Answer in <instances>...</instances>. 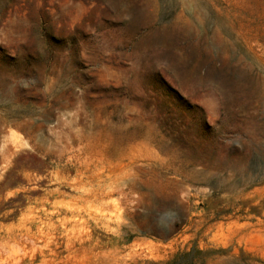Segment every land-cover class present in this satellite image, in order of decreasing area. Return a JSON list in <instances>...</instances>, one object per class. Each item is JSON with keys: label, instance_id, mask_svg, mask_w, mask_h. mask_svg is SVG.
<instances>
[{"label": "rangeland", "instance_id": "1", "mask_svg": "<svg viewBox=\"0 0 264 264\" xmlns=\"http://www.w3.org/2000/svg\"><path fill=\"white\" fill-rule=\"evenodd\" d=\"M264 264V0H0V264Z\"/></svg>", "mask_w": 264, "mask_h": 264}, {"label": "trees", "instance_id": "2", "mask_svg": "<svg viewBox=\"0 0 264 264\" xmlns=\"http://www.w3.org/2000/svg\"><path fill=\"white\" fill-rule=\"evenodd\" d=\"M180 259H185L184 264H194V256L191 253H185L180 255Z\"/></svg>", "mask_w": 264, "mask_h": 264}]
</instances>
